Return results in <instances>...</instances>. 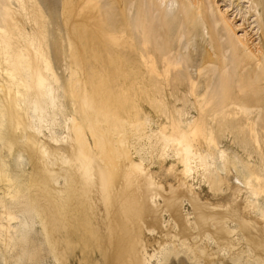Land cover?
<instances>
[{"label":"rangeland","instance_id":"374dc122","mask_svg":"<svg viewBox=\"0 0 264 264\" xmlns=\"http://www.w3.org/2000/svg\"><path fill=\"white\" fill-rule=\"evenodd\" d=\"M149 1L144 48L142 29L132 30L148 21ZM250 1L252 8L246 0H0V170L8 181L0 183V264H105L101 227L95 243L75 221L55 230L52 214L25 212L36 177L26 145L34 137L54 146L70 119L84 129L94 167L113 178V199L128 183L135 195L147 182L158 192L149 201L155 227L119 216L138 236L140 264L264 259L249 252L239 226L264 225V0ZM167 55L179 66H167ZM35 102L45 107L41 120ZM100 134L110 137L113 159L94 147ZM171 189L188 197L179 222L166 207ZM193 202L226 214L230 250L199 234Z\"/></svg>","mask_w":264,"mask_h":264},{"label":"bare ground","instance_id":"6f19581e","mask_svg":"<svg viewBox=\"0 0 264 264\" xmlns=\"http://www.w3.org/2000/svg\"><path fill=\"white\" fill-rule=\"evenodd\" d=\"M247 8H252L253 4L250 0H246ZM148 12V21L142 23L143 15H137L133 25V32H138V28L142 29V43H148L143 38V33L153 21L151 15V4L148 2L146 8ZM7 18V16L5 17ZM144 41V42H143ZM174 55L165 57L167 66H179V61L174 59ZM180 60V59H179ZM54 97H50L53 100ZM35 109L39 110L41 118H44L45 107L42 103L35 102ZM66 133L61 139L52 137L54 146L45 148L39 145L38 140L31 137L29 144L26 145L27 155L31 161L32 169L36 175L29 185L28 189L33 194L35 203L29 208L24 209L28 212V216L36 215L37 217H45L49 220V214H52V226L55 230H69L72 228V222L75 221L80 231L89 232V238L94 237V242L99 239L98 229L101 227L109 241L110 251L104 256L105 264H140L136 259L138 236L132 234L126 223L119 218L120 214L127 216L132 221L141 220L149 227H155L157 221L154 219L153 212L150 209L149 201L155 203L157 191L150 182L139 194L133 193V187L130 183L120 191L117 199H113L110 195V187L114 184L113 178L107 179L101 169L95 168L89 156L88 143L85 139L84 129L74 119L67 121ZM101 140L94 139L93 145L97 148L102 158L113 159V147L108 135L100 134ZM70 145L68 147V142ZM11 143L8 140L2 142V148L10 149ZM123 145L119 143V150L122 153V159H125ZM186 161L189 160L190 151L185 149ZM114 155V154H113ZM191 167L186 165V171L189 172ZM62 180V184L60 181ZM129 181V180H128ZM0 170V183H7ZM60 185V188H58ZM56 186H58L56 188ZM182 186V185H181ZM178 188V187H177ZM183 190V189H182ZM170 195L167 197L168 214L175 221L179 222V206L182 199L188 198L186 192L179 189H171ZM187 194H191L190 191ZM138 199L140 201H138ZM195 200V197L189 198ZM28 201H23L22 205H26ZM30 204V203H29ZM116 205L120 206L121 213L116 209ZM198 204L193 202L194 219L197 228H201L199 234L213 241L222 247L224 251L231 249V243L224 239V234H228L226 225V214L215 212H204ZM28 207V206H26ZM74 214H73V213ZM72 213V214H71ZM106 217L107 223H104ZM74 219V220H72ZM182 219V218H181ZM181 235L187 229L186 225L180 221ZM258 224V230L264 233V225ZM205 226V227H204ZM241 227L240 233L246 239V243L251 245L249 252L252 254L257 249L264 252V237L247 221L239 222ZM212 228V229H210ZM254 229V232L250 231ZM51 231L54 232L51 228ZM49 234V231L48 233ZM53 237V251H59L57 247L58 241L54 239L53 233H50V239ZM93 240V239H91ZM56 260L64 259V254L55 253ZM250 258L252 256H249ZM258 264H264V259H258ZM60 264H62L60 262Z\"/></svg>","mask_w":264,"mask_h":264}]
</instances>
